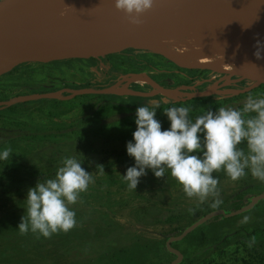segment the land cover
<instances>
[{"label": "rangeland", "instance_id": "374dc122", "mask_svg": "<svg viewBox=\"0 0 264 264\" xmlns=\"http://www.w3.org/2000/svg\"><path fill=\"white\" fill-rule=\"evenodd\" d=\"M135 74L151 80H132ZM227 74L180 67L152 50L112 59L57 58L4 66L0 74V151L10 147L12 154L0 160V264H141L151 258L160 263L173 259L165 253L162 260L158 254L162 244L169 235L180 233L197 217L215 209L210 206L213 198L203 203L189 198L170 171L157 178L151 169L140 178L137 189L130 190L123 175L135 165L134 157L126 153L101 161L103 151L121 150L133 140L136 109L144 98L160 103L156 118L162 129H168L164 108L191 106L190 116L195 119L206 110L237 107L248 95L243 92L230 100L226 99L231 96L228 92L208 99L177 94L166 96L175 100L166 102L161 94L98 97L64 89L115 86L151 91L180 86L197 92L215 85L239 89L250 84L244 76L232 75L227 81ZM55 91H60L56 98L28 99L11 110L1 107L20 95ZM250 94L262 96L263 88L252 89ZM68 156L76 157L94 177V183L71 206L76 227L51 238L31 232L21 235L18 225L26 213L29 188L53 178ZM214 176L219 179V199L223 201L217 208L234 209L237 198L264 191V183L251 174L235 182L223 171ZM175 214L180 218L169 221ZM244 216L250 217L249 222H241ZM252 236L256 243L249 247ZM172 244L182 252V264H264V199L240 214L213 217Z\"/></svg>", "mask_w": 264, "mask_h": 264}, {"label": "clouds", "instance_id": "9594fccd", "mask_svg": "<svg viewBox=\"0 0 264 264\" xmlns=\"http://www.w3.org/2000/svg\"><path fill=\"white\" fill-rule=\"evenodd\" d=\"M154 4L155 0H114L115 8L133 25H141L144 14ZM254 47V55L262 58L264 42L257 40ZM158 108L159 102L148 101L136 109L137 127L126 146L135 165L123 175L130 190L137 189L148 169L157 178H164L170 171L189 198L203 203L211 197L210 206L217 208L223 201L219 199V179L214 173L223 171L234 182L251 174L264 183V96L250 94L242 107L220 106L195 119L190 116L191 106L164 108L170 121L168 129H162V122L156 118ZM11 154L12 149L5 148L0 151V160H7ZM81 165L74 156L64 157L53 178L39 180L29 188L26 213L18 225L21 235L31 232L51 238L76 227V212L71 206L94 183L92 174ZM249 220L244 216L241 222ZM255 243L256 237L252 236L248 246Z\"/></svg>", "mask_w": 264, "mask_h": 264}, {"label": "water", "instance_id": "95a60500", "mask_svg": "<svg viewBox=\"0 0 264 264\" xmlns=\"http://www.w3.org/2000/svg\"><path fill=\"white\" fill-rule=\"evenodd\" d=\"M97 0L91 6L85 5L83 0H66L59 6L56 0H31L18 16L9 21L0 22V50L14 48H41L51 50L66 59H108L116 56L130 55L162 44L170 34L181 24L186 12L195 5L209 16L221 13L224 19L243 22L264 42V0H155L152 10L145 13L140 30L133 36L117 40L110 44L89 41L78 37L72 31L71 17H83L96 6ZM57 59V58H56ZM14 59L7 62L9 64ZM5 64L4 66H6ZM0 66V74L4 70ZM229 71L226 80H230ZM243 88H225L215 85L208 89L189 92L184 87H160L151 91L130 90L123 87L104 88H66L65 91L74 94L102 93L125 94L142 97H152L157 94L169 96L167 93L175 91L185 98L205 97L220 92L235 95L250 91L264 83V78L254 79ZM60 91L33 93L20 95L8 100L1 107L35 98H56ZM262 199L264 191L249 196L248 200L236 209L215 208L185 226L180 233L169 235L165 240L168 252L174 255L166 264H179L183 259L182 252L172 243L184 238L189 232L216 216H233L254 208Z\"/></svg>", "mask_w": 264, "mask_h": 264}, {"label": "bare ground", "instance_id": "6f19581e", "mask_svg": "<svg viewBox=\"0 0 264 264\" xmlns=\"http://www.w3.org/2000/svg\"><path fill=\"white\" fill-rule=\"evenodd\" d=\"M30 1L0 0V20L14 19ZM56 2L61 7L66 0ZM83 2L91 6L95 0ZM69 22L78 37L103 44L127 39L140 30L139 25L129 23L124 13L115 8L114 0H97L90 13L71 17ZM257 40L262 41L245 23L224 19L219 12L209 16L200 5H195L186 12L170 36L151 50L163 54L180 67L230 71L232 75L254 80L264 78V53L260 59L254 55ZM58 57L57 53L41 48L1 49L0 66L11 59L14 60L9 64L48 62ZM134 79L142 82L151 80L140 74L133 75ZM167 94L173 98L178 93L170 91Z\"/></svg>", "mask_w": 264, "mask_h": 264}, {"label": "trees", "instance_id": "16d2710c", "mask_svg": "<svg viewBox=\"0 0 264 264\" xmlns=\"http://www.w3.org/2000/svg\"><path fill=\"white\" fill-rule=\"evenodd\" d=\"M113 58V57H112ZM112 58H109V59H112ZM115 58V57H114ZM190 69H193V68H190ZM204 70V69H203ZM249 83H251L252 81H248ZM258 88H263V93H264V83H262V84H260L259 86H257L256 88H254L253 90H255V89H258ZM251 93V90L250 91H247V92H245L244 94L245 95H249ZM93 96V95H95V96H104L105 94H83V95H79V96ZM240 95H243V94H235V95H231V96H228V97H226V99H233V98H236V97H239ZM262 96H264V94H262ZM211 96H209V97H201V98H203V99H208V98H210ZM47 100V99H46ZM146 100H149V98H144V100H143V102H140V104H139V106L141 105V104H144V103H146L147 101ZM164 101H166V102H171V101H175L174 99H172V98H169V97H166V96H164ZM243 103L244 102H242V103H240V104H238V106L237 107H242L243 106ZM18 104H21V103H17V104H12V105H9V106H6L5 108L6 109H8V110H11V109H13L14 107H15V105H18ZM104 153H105V155L102 157V159H101V161H103V160H106V159H108V158H110V157H122L123 155H125L126 153H127V147H125V148H122L121 150H110V151H103ZM237 203L235 204V206L236 207H239V206H241V205H243L246 201H247V199L246 200H242V199H240V198H238V199H236L235 200ZM212 210V209H211ZM180 215L179 214H175V215H170L169 217H168V220L169 221H172V220H175V219H178V218H180L179 217ZM173 245V244H172ZM165 253L166 254H169V255H173V254H171L170 252H168L167 251V249H166V247H165V243H163L162 244V246H161V250H159V255L161 256V258H163L162 260H164V257H165ZM174 256V255H173ZM154 258H151L150 260H148L147 262H143V261H140L141 262V264L143 263V264H166L167 262H169V261H167V262H162V263H160V261H154L153 260ZM208 263H211V261H209ZM180 264H182V262L180 263ZM202 264H206V263H202ZM250 264H260V263H255V262H251Z\"/></svg>", "mask_w": 264, "mask_h": 264}, {"label": "flooded vegetation", "instance_id": "af4514ba", "mask_svg": "<svg viewBox=\"0 0 264 264\" xmlns=\"http://www.w3.org/2000/svg\"><path fill=\"white\" fill-rule=\"evenodd\" d=\"M0 21H3V20H0ZM154 52V51H153ZM155 53H158V52H155ZM188 69V68H187ZM190 69V68H189ZM193 69H195V68H193ZM15 104H17V103H15ZM249 198V197H248ZM248 198H246L247 200H248ZM238 199V198H237ZM246 199H242V200H246ZM240 207V206H239ZM236 208H238V207H234V209H236ZM210 211V210H209ZM208 212V211H207ZM206 213V212H205ZM220 218H223V217H230V216H219ZM198 218V217H197ZM194 221V220H193Z\"/></svg>", "mask_w": 264, "mask_h": 264}]
</instances>
